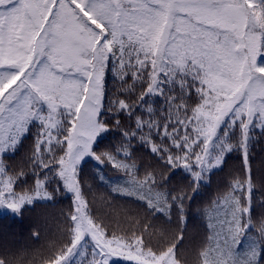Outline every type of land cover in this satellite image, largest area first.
I'll return each mask as SVG.
<instances>
[{"label": "snow or ice", "instance_id": "6c2138e0", "mask_svg": "<svg viewBox=\"0 0 264 264\" xmlns=\"http://www.w3.org/2000/svg\"><path fill=\"white\" fill-rule=\"evenodd\" d=\"M113 131L119 145L94 150ZM27 140L24 163L8 164ZM256 143L264 0H0V219L22 223L37 201L71 197L41 264H264ZM142 148L159 162L137 164ZM233 152L239 175L201 209L207 231L189 258L186 202ZM87 157L124 174L111 191L143 210L130 227L111 202L101 213L89 200ZM177 169L187 190L172 187ZM0 264L27 262L5 249Z\"/></svg>", "mask_w": 264, "mask_h": 264}, {"label": "trees", "instance_id": "16d2710c", "mask_svg": "<svg viewBox=\"0 0 264 264\" xmlns=\"http://www.w3.org/2000/svg\"><path fill=\"white\" fill-rule=\"evenodd\" d=\"M108 79L111 80V77ZM111 86L110 84L109 87ZM104 137L103 140L100 139L96 143L94 150H111L112 145H119L120 137L114 131L106 133ZM257 139H259L258 134ZM31 146L32 140L25 141L21 149L11 154L13 159H8L7 163L13 166L22 165L30 154ZM136 157L137 164H156L159 162L158 158L152 157L146 148H142ZM226 159L227 163L223 167V171L218 170L216 175L211 178L210 184L202 185L200 190L193 194L192 201L186 202V210L189 213L185 225L188 243L185 245L184 253L189 258L193 255V242L199 243L207 231V217L201 214V209L206 208L211 200L228 190V184L233 175H239V170L242 167L239 152L230 153ZM251 164L257 177L264 175V143L254 144L251 150ZM176 171L180 172V176L172 181V187L187 190V184L190 181L181 179L187 173L183 172L182 169ZM166 174L170 175L169 179H171V173ZM81 176L91 186L89 200L95 201V206L101 210V213L106 210L105 201L116 206L118 211L114 213L113 218L120 223V226L130 227L127 222L131 221L137 213L142 214L143 210L138 208V202L111 191L113 187L125 183L124 174L116 171L111 165L104 164L101 166L94 159H88L86 165H82ZM256 195L260 197L259 188ZM70 205L71 197L69 194L57 193L53 196L52 201L34 203L24 215L22 223L14 224L11 219H0V250L6 249L16 258L22 257L27 264H41L47 248L56 242L59 231L63 228V213L67 212ZM260 218L261 210L257 209L256 219ZM108 222L112 224V220ZM171 227L174 228L175 225H171ZM34 233H39V236H34ZM250 242L245 241L244 247L247 248Z\"/></svg>", "mask_w": 264, "mask_h": 264}, {"label": "rangeland", "instance_id": "374dc122", "mask_svg": "<svg viewBox=\"0 0 264 264\" xmlns=\"http://www.w3.org/2000/svg\"><path fill=\"white\" fill-rule=\"evenodd\" d=\"M105 134H106V133H105ZM105 134H104V135H105ZM99 140H100V138L97 139L96 143H97ZM94 146H95V145H94ZM88 159H91V157H87V158H86V161H87Z\"/></svg>", "mask_w": 264, "mask_h": 264}]
</instances>
